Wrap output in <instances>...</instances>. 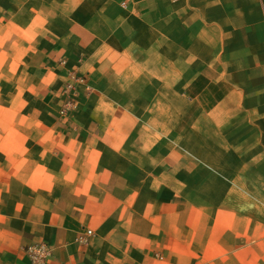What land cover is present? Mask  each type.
I'll return each mask as SVG.
<instances>
[{
    "label": "crops",
    "instance_id": "0c3cea01",
    "mask_svg": "<svg viewBox=\"0 0 264 264\" xmlns=\"http://www.w3.org/2000/svg\"><path fill=\"white\" fill-rule=\"evenodd\" d=\"M0 25L37 123L70 153L51 209L32 201L43 191L0 189V216L20 219L0 230V264H29L36 242L46 264H144L126 236L149 233L166 264H219L204 252L220 222L264 229V0H0Z\"/></svg>",
    "mask_w": 264,
    "mask_h": 264
},
{
    "label": "rangeland",
    "instance_id": "374dc122",
    "mask_svg": "<svg viewBox=\"0 0 264 264\" xmlns=\"http://www.w3.org/2000/svg\"><path fill=\"white\" fill-rule=\"evenodd\" d=\"M20 50V46L14 44L12 46V41L6 39L4 28L0 25V181L3 180L0 182V189L9 190L11 187L10 190L14 191L13 197H16L18 193L17 186H24L33 192L43 191L47 198L42 200L35 198L32 201L36 204L45 203L51 209L50 205L58 201L52 197V174L55 169H58L53 162L56 159H68L70 153L67 149H60L59 144L62 140L53 137L51 133L45 135L46 129L36 121L37 111L42 110L37 99L38 91L26 86L22 72L12 69L16 66ZM62 169L64 172L69 171L67 166ZM11 179L13 183L9 182ZM205 218L207 219L206 216ZM10 221L20 222V219L0 216V230L5 222ZM239 226L234 227L226 224L225 221L220 222L218 227L221 231L225 230L222 234L224 241L217 242L221 245L220 248L213 250L211 246L206 249L205 256L220 258L219 264H264V229L258 227L254 228V232L243 234L239 232L241 228ZM252 226H261V224L255 223L254 219ZM180 227L172 226L173 232L170 238L173 242H180L185 237ZM159 228L169 230L170 226H159ZM168 234L169 231H162L159 234L160 239L163 240ZM149 235L154 234H141L139 239L134 238L133 234H128L126 239L139 245L136 251L139 250L147 258L142 261L144 264H166L164 257L168 254L163 249L151 247ZM212 235V233L209 234L206 240H213L215 237L212 238ZM186 236L190 241L197 239L196 233L186 234ZM225 245H231V247L226 248ZM241 246L244 247L241 248ZM185 251L180 248L172 250L173 255L177 257L183 256ZM127 252L133 254L135 250L127 249ZM187 252L189 256H196L198 253L201 255L203 251L189 249ZM159 256L164 257L160 259Z\"/></svg>",
    "mask_w": 264,
    "mask_h": 264
},
{
    "label": "built area",
    "instance_id": "2783aa9c",
    "mask_svg": "<svg viewBox=\"0 0 264 264\" xmlns=\"http://www.w3.org/2000/svg\"><path fill=\"white\" fill-rule=\"evenodd\" d=\"M92 234L91 230H86L84 233L80 234L77 239L82 242ZM25 255L29 264H46V262L51 258L52 249L46 243L37 242L28 245L25 248Z\"/></svg>",
    "mask_w": 264,
    "mask_h": 264
}]
</instances>
